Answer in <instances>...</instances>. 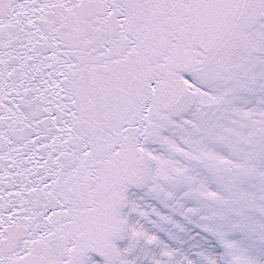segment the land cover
<instances>
[{
	"label": "snow or ice",
	"instance_id": "snow-or-ice-1",
	"mask_svg": "<svg viewBox=\"0 0 264 264\" xmlns=\"http://www.w3.org/2000/svg\"><path fill=\"white\" fill-rule=\"evenodd\" d=\"M0 264H264V0H0Z\"/></svg>",
	"mask_w": 264,
	"mask_h": 264
}]
</instances>
